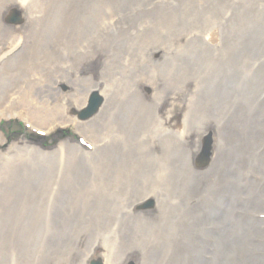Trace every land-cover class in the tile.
Instances as JSON below:
<instances>
[{
  "label": "rangeland",
  "instance_id": "rangeland-1",
  "mask_svg": "<svg viewBox=\"0 0 264 264\" xmlns=\"http://www.w3.org/2000/svg\"><path fill=\"white\" fill-rule=\"evenodd\" d=\"M248 31L264 34V0H0V36L19 45L0 70V102L15 98L9 105L23 114L44 115L47 106L62 113L55 123H66L71 103L65 115L83 121L78 114L104 93L92 85L80 111L74 102L100 85L109 104L86 131L111 153L76 174L74 152L60 145L74 129L38 139L22 120H2L7 144L59 147L45 171L17 191L36 167L22 165L6 181L0 160L7 186L0 190V264H246L229 240L245 237L230 226L264 222V211L214 215L194 203L193 169L208 135L193 158L185 145L194 130L235 118L224 104L249 110L257 101L245 86L264 82L259 43L246 60L231 57L235 38ZM232 80L233 90L222 91ZM257 90L263 95L264 86ZM192 103L183 121L180 108ZM212 175L199 176L203 198L209 193L201 184Z\"/></svg>",
  "mask_w": 264,
  "mask_h": 264
},
{
  "label": "bare ground",
  "instance_id": "bare-ground-1",
  "mask_svg": "<svg viewBox=\"0 0 264 264\" xmlns=\"http://www.w3.org/2000/svg\"><path fill=\"white\" fill-rule=\"evenodd\" d=\"M254 1V0H241ZM166 7V5L164 6ZM52 12L56 10L52 9ZM46 15V14H45ZM42 22L39 20L38 23L32 28L31 32L36 33V27H39ZM133 25H136L134 22ZM257 32V31H256ZM45 34V33H44ZM8 36V35H7ZM7 36H0V70L3 69L6 64L10 61V55L15 52L19 45L16 41H12ZM208 36V35H207ZM259 35L248 31L247 33L239 34L235 40L234 45L231 49V57L235 58L236 63H240L241 60H246L249 50H254V45L259 43L261 52H264V34L259 38ZM208 41V39L206 38ZM11 41V42H10ZM217 45V43H212ZM258 47V48H259ZM248 55V56H246ZM253 55V54H252ZM9 60V61H8ZM7 61V63H6ZM261 68H264V56L259 63ZM12 67V63L10 68ZM94 64H89L86 68L91 69ZM248 78V77H247ZM263 81H252L246 82L245 91L257 97V101L252 105L249 110H244L241 107H237V103L224 104V109L228 113L235 115V118L228 119V122L222 121L217 125H220L217 129L214 127V121L205 129H196L193 132L192 140L189 138L186 146L185 156L187 158H193L194 154L199 150L200 139L204 135H211L214 146L212 147L211 160L208 167L204 169L194 168V183L191 188L192 193H196L194 196V203L200 204L205 203L208 207L216 211H225L229 209H241V208H256V215L264 211V93L263 95L258 94L257 85L263 84ZM83 84V83H82ZM236 82L231 81L230 85H226L222 88L223 90L232 91ZM99 87L103 94V105L98 111L91 117L87 118L86 121H80L76 118H67L65 115L66 108L73 106L71 103L65 106L64 119L66 123H60L59 125L71 124L76 128V131L81 133L84 137L83 143L86 146H91L92 151L86 150V146H80L76 144L72 139L63 140L61 145H66L71 151L74 152L76 160H72V168L74 173L80 174L86 166L93 164L97 161H104L111 153L108 145L96 137H93L87 133L86 128L96 123L105 112L107 104H109V94L106 95L100 85L91 84L90 87L86 88L85 94L80 100L74 102L77 107V111H80L88 101L91 93H93V87ZM84 90V91H85ZM238 96V95H234ZM229 97V96H228ZM254 97V100H255ZM134 98L136 101L142 102L143 96L140 94L137 88L134 92ZM10 99V98H9ZM1 100L0 102V122L2 120L19 119L25 121L31 126V128H39L41 131H53L57 129L58 124L55 123L57 119L62 118V113L54 112L47 106H43L44 115L30 112L23 114L19 112L21 107L17 103L9 105L15 100ZM221 99L219 98V102ZM143 104H146L145 102ZM240 105V104H239ZM196 107V104H186L180 108L183 111V121H186L189 117V112L192 108ZM86 117L84 114H81ZM56 119V120H55ZM200 141V142H199ZM22 142V141H21ZM27 148L29 157L22 159L21 154H25L24 148L19 147L20 142L13 140L10 144L6 143L4 135L0 132V160L7 163L6 181L16 173L20 166L25 165L27 168L36 167L34 174L28 178H24L17 183L14 190H21L24 186V181L33 180L32 176H38L43 173L48 166V163L54 156L52 149H43L38 144L32 142L31 144L24 143ZM86 151V152H85ZM88 152V153H87ZM105 157V158H104ZM104 158V159H103ZM211 171L212 176L201 184L206 187V193L209 196L203 198L197 192L199 190V174ZM258 174L262 177L261 181H256L255 175ZM4 187V179H0V190ZM4 187V191L6 189ZM146 199V198H144ZM204 205V204H203ZM264 222L257 223L254 226H230L231 229H236V233H241L242 238L240 242H237L234 238H229L231 245L238 246L237 257L241 256L245 259L246 264H264ZM227 227V226H226ZM237 242V243H236ZM107 264H113L109 262Z\"/></svg>",
  "mask_w": 264,
  "mask_h": 264
},
{
  "label": "water",
  "instance_id": "water-1",
  "mask_svg": "<svg viewBox=\"0 0 264 264\" xmlns=\"http://www.w3.org/2000/svg\"><path fill=\"white\" fill-rule=\"evenodd\" d=\"M99 105H100V100H99L98 97H95L94 100H93V102H92V105H91V107H90L89 113H90V112H93V113L96 112L97 109H98V107H99ZM205 159H206V161H205L204 164L207 165V164H208V161H209L208 155H206ZM205 159H204V160H205Z\"/></svg>",
  "mask_w": 264,
  "mask_h": 264
}]
</instances>
